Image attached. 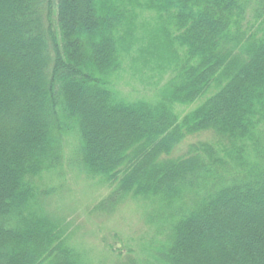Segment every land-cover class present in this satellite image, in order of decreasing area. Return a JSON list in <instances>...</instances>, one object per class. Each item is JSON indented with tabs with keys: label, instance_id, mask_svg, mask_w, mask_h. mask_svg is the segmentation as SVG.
<instances>
[{
	"label": "trees",
	"instance_id": "obj_1",
	"mask_svg": "<svg viewBox=\"0 0 264 264\" xmlns=\"http://www.w3.org/2000/svg\"><path fill=\"white\" fill-rule=\"evenodd\" d=\"M69 137L93 211L147 227L116 264H264V0H0V264H94L53 208Z\"/></svg>",
	"mask_w": 264,
	"mask_h": 264
},
{
	"label": "rangeland",
	"instance_id": "obj_2",
	"mask_svg": "<svg viewBox=\"0 0 264 264\" xmlns=\"http://www.w3.org/2000/svg\"><path fill=\"white\" fill-rule=\"evenodd\" d=\"M128 76L124 75L121 80L120 89L124 94H128L132 89L142 91V87L137 83L126 85ZM137 94L132 93V97ZM194 105L184 108H178L182 114L187 113ZM210 134H199L187 138L172 153V157L182 156L187 146L198 141L210 140ZM76 141L74 138H68L65 149V159L63 162L62 173L50 186L58 187L59 194L53 203L55 210L63 211L67 219L71 221L70 231L74 234V245L86 252L89 258H92L94 264H116L119 259L117 254H111L106 250V238L108 243L114 245L118 250L124 247L121 255L124 257H135L141 259L142 243L144 237L148 236L147 227L143 222L140 210L135 203L122 205L110 215H101L93 211L98 201L107 193V190L100 187L95 181L87 180L71 164L73 158L72 148ZM118 252V251H117ZM135 253V255H132ZM137 253V254H136ZM144 255L142 257L143 261ZM152 262V261H146ZM145 262V263H146Z\"/></svg>",
	"mask_w": 264,
	"mask_h": 264
}]
</instances>
